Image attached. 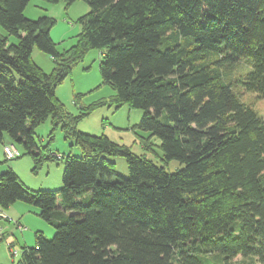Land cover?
<instances>
[{"label": "trees", "instance_id": "16d2710c", "mask_svg": "<svg viewBox=\"0 0 264 264\" xmlns=\"http://www.w3.org/2000/svg\"><path fill=\"white\" fill-rule=\"evenodd\" d=\"M83 1L79 45L62 55L54 20L26 18L30 0H0V26L17 39L0 34V144L22 145L38 166L60 162L35 140L52 119L82 150L58 190L29 191L13 169L0 176L1 208L34 205L56 230L52 240L39 231L14 264H264V119L242 101L264 99V0ZM89 49L104 50L100 73L118 101L144 111L139 127L161 141L164 164L79 132L65 114L56 87ZM245 58L252 70L234 77Z\"/></svg>", "mask_w": 264, "mask_h": 264}, {"label": "rangeland", "instance_id": "374dc122", "mask_svg": "<svg viewBox=\"0 0 264 264\" xmlns=\"http://www.w3.org/2000/svg\"><path fill=\"white\" fill-rule=\"evenodd\" d=\"M89 11V5L83 0L71 4L67 0H60L57 3L30 0L24 15L31 20L42 18L54 20L51 37L57 51L66 55L79 45L83 31L79 20ZM0 34L8 37L10 43H17L16 37L9 36L1 26ZM103 54L104 50L89 49L80 61L71 66V73L56 87V98L62 104L65 114L78 120L76 128L79 132L107 137L114 144L127 147L137 155L145 156L160 165L164 164L161 141L139 127L144 111L120 103L115 89L103 81L100 73V65L104 61ZM32 60L46 73L54 70L53 59L37 47L33 50ZM251 63V59H242L235 66L234 77L249 73L252 70ZM242 101L264 119L263 98H259L257 94L244 92ZM35 140L45 154L57 153L63 160L60 162L47 160L38 166L32 157L25 153L23 146L15 143L13 147L19 152L20 157L6 161L3 145L0 144V176L13 169L29 191H54L62 188L65 164L68 158L82 155L80 145L62 126L53 125L52 119H48L36 129ZM7 143L10 144L11 141L7 140ZM115 159L117 171L126 175L128 171L126 160ZM180 167L179 162L172 161L167 169L174 172ZM18 204L17 207L13 205L8 209L0 207L3 214L0 217V264H14L21 257L22 247H35L36 234L39 231L49 240H52L56 233L55 227L40 217V210L37 207L25 202ZM236 261L240 264H257L255 261L240 257Z\"/></svg>", "mask_w": 264, "mask_h": 264}, {"label": "built area", "instance_id": "2783aa9c", "mask_svg": "<svg viewBox=\"0 0 264 264\" xmlns=\"http://www.w3.org/2000/svg\"><path fill=\"white\" fill-rule=\"evenodd\" d=\"M4 154L8 160H14L19 157V152L13 146H4L3 147ZM3 216L0 211V217Z\"/></svg>", "mask_w": 264, "mask_h": 264}, {"label": "crops", "instance_id": "0c3cea01", "mask_svg": "<svg viewBox=\"0 0 264 264\" xmlns=\"http://www.w3.org/2000/svg\"><path fill=\"white\" fill-rule=\"evenodd\" d=\"M8 144V143H7ZM10 145H12V144H10ZM18 203H21V202H17V203H15V204H13V205H16V207L19 205ZM12 205V206H13ZM12 206H10V207H12Z\"/></svg>", "mask_w": 264, "mask_h": 264}]
</instances>
